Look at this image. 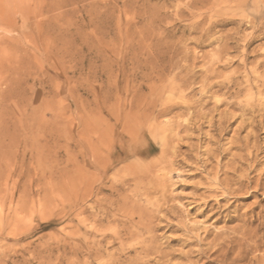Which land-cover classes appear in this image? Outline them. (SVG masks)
Wrapping results in <instances>:
<instances>
[{
  "label": "rangeland",
  "instance_id": "rangeland-1",
  "mask_svg": "<svg viewBox=\"0 0 264 264\" xmlns=\"http://www.w3.org/2000/svg\"><path fill=\"white\" fill-rule=\"evenodd\" d=\"M263 83L264 0H0V264H264Z\"/></svg>",
  "mask_w": 264,
  "mask_h": 264
},
{
  "label": "bare ground",
  "instance_id": "bare-ground-1",
  "mask_svg": "<svg viewBox=\"0 0 264 264\" xmlns=\"http://www.w3.org/2000/svg\"><path fill=\"white\" fill-rule=\"evenodd\" d=\"M263 84H264V83H263ZM250 87H251V86H250ZM262 87H263V86H262ZM247 89H248V87H247ZM257 89L259 90V88H256V90H257ZM248 90H250V89H248ZM260 90H261V88H260ZM154 91H155V90H154ZM161 91H162V90H161ZM263 91H264V90H263ZM156 92H157V91H156ZM249 92H250V91H249ZM259 92H260V91H259ZM234 93H235V92H234ZM260 93H261V92H260ZM263 93H264V92H263ZM159 97H160V96H159ZM262 99H264V98H262ZM150 100H151V99H150ZM262 101H264V100H262ZM245 103H246V102H245ZM250 103H251V102H250ZM252 103H253V102H252ZM257 103H258V102H257ZM257 103H255V106L257 105ZM259 103H261V101H260ZM152 104H153V103H152ZM247 104H248V103H247ZM261 104H262V103H261ZM244 105H245V104H244ZM253 105H254V104H253ZM152 106H153V105H152ZM262 106L264 107V105H262ZM245 107H246V105H245ZM253 107H254V106H253ZM257 107H258V105H257ZM259 107H260V105H259ZM247 108H248V106H247ZM251 108H252V106H251ZM251 108L249 107L248 109H251ZM256 109H257V110H256ZM260 109H261V108H260ZM255 110H256L255 112H258L259 109H258V108H255ZM247 111H248V110H247ZM259 111H260V110H259ZM249 112H250V110L248 111V113H249ZM150 113H151V112H150ZM262 113H263V112H262ZM262 113H261V114H262ZM258 114H260V113H258ZM258 114H257V115H258ZM251 115H252V114H251ZM257 115H256V116H257ZM253 117H255V116H253ZM261 119H262V118H261ZM261 121H262V120H261ZM256 123H257V121H256ZM259 123H261V122H259ZM257 124H258V123H257ZM257 124H256V125H257ZM259 125H260V124H259ZM259 125H257V126H259ZM260 126H261V125H260ZM129 128H130V127H129ZM258 128H260V127H258ZM126 131H127V130H126ZM99 132H100V131H99ZM133 132H134V131H133ZM129 134H130V133H129ZM135 135H137V134H135ZM129 136H130V135H129ZM103 138H104V137H103ZM101 139H102V138H101ZM133 139H134V138H133ZM102 140H103V139H102ZM103 141H107V139H104ZM103 141H102V142H103ZM106 144H107V143H106ZM106 144L104 143L103 146L105 147ZM107 145H108V144H107ZM97 166H98V165H97ZM133 170H134V169H133ZM135 170H136V169H135ZM103 172H104V171H103ZM100 175H101V174H100ZM134 179H135V178H134ZM136 179H137V178H136ZM219 181H220V180H219ZM257 181H258V180H257ZM222 182H223V181H222ZM220 183H221V182H220ZM256 184H257V183H256ZM259 185H261V184H259ZM259 185H257V186H259ZM257 186H254V187H257ZM261 187H262V186H261ZM258 188H260V187H258ZM236 189H237V188H236ZM253 189H254V188H253ZM228 190H230V189H228ZM234 190H235V189H234ZM226 191H227V190H226ZM227 192H228V191H227ZM229 192H230V191H229ZM148 193H149V192H148ZM139 194H140V193H139ZM111 199H112V198H111ZM118 202H119V201H118ZM250 214H251V213H250ZM254 214H255V213H254ZM250 216H251V215H250ZM255 216H256V214H255ZM255 216H254V217H255ZM95 219H96V218H95ZM242 219H243V218H242ZM256 219H257V217H256ZM137 220H138V219H137ZM244 220H245V219H244ZM254 220H255V219H254ZM92 221H93V220H92ZM245 221H246V220H245ZM241 222H242V220H241ZM252 222H253V221H252ZM93 223H94V222H93ZM245 223H246V222H245ZM248 224H249V223H248ZM89 225H90V224H89ZM246 225H247V224H246ZM246 225H244V226H246ZM1 227H2V225H1ZM98 228H100V227H98ZM97 231H98V230H97ZM252 231H253V230H252ZM243 232H244V231H243ZM243 232H242V234H243V236H245ZM129 234H130V233H129ZM253 234L255 235L254 232H253ZM126 235H127V234H126ZM250 236H251V235H250ZM118 237H119V236H118ZM254 238H255V237H254ZM236 239H237V238H236ZM239 239H240V241H241V238H239ZM250 239H253V238H250ZM229 240H231V239H229ZM235 241H236V240H235ZM243 241H244V240H243ZM227 242H228V241H227ZM233 242H234V241H233ZM238 242H239V240H238ZM241 242H242V241H241ZM222 243H223V242H222ZM235 243H236V242H235ZM239 243H240V242H239ZM243 243H244V242H243ZM253 243H254V242H253ZM229 244H230V243H229ZM240 244H241V243H240ZM249 244H251V243H249ZM213 245H214V244H213ZM217 245H218V244H217ZM246 245H248L247 242H246ZM251 245H252V244H251ZM251 245H250V246H251ZM234 246H235V245H234ZM238 246H239V245H238ZM244 246H245V245H244ZM248 246H249V245H248ZM255 246H256V244H255ZM239 247H241V246H239ZM245 248H248V247H245ZM250 248H251V247H250ZM253 248H255V251L257 250L256 247L253 246ZM97 250H98V249H97ZM219 250H220V246H219ZM228 250H229V249H228ZM238 250H239V249H238ZM242 250H245V249L243 248ZM248 250H249V251L251 250V252L253 251L252 249H248ZM222 251H223V249H222ZM230 251H231V250H230ZM236 251H237V250H236ZM236 251H233V252H236ZM218 252H219V251H218ZM220 252H221V251H220ZM239 252H240V251H239ZM243 252H244V251H243ZM243 252H242V253H243ZM237 253H238V252H237ZM237 253H236V256L238 255ZM229 254H230V253H229ZM240 254H241V253H240ZM220 255H222V254H220ZM231 255H232V254H231ZM242 255H243V254H242ZM246 255H247V254H246ZM246 255H245V256H246ZM225 256H226V255H224V257H225ZM234 256H235V253H234ZM234 256H232V257H234ZM236 256H235V257H236ZM238 256H239V255H238ZM245 256H243V257H245ZM253 257H254V256H253ZM225 258H226V257H225ZM241 258H242V257H241ZM2 259H3V258H2ZM221 259H222V258H221ZM232 259H233V258H232ZM234 259H235V258H234ZM4 260H5V259H4ZM217 260H218V259H217ZM222 260H223V259H222ZM222 260H221V261H222ZM227 260H228V259H226V261H227ZM236 260H237V258H236ZM134 261H135V260H134ZM223 261H224V260H223ZM240 261H243V260H240ZM240 261L238 260V262H240ZM229 262H230V261H229ZM238 262H237V263H238ZM2 263H3V262H2ZM233 263H234V262H233Z\"/></svg>",
  "mask_w": 264,
  "mask_h": 264
}]
</instances>
